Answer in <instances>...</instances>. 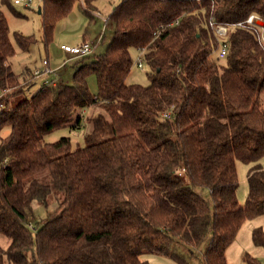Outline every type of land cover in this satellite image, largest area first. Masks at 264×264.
<instances>
[{
	"label": "trees",
	"instance_id": "obj_1",
	"mask_svg": "<svg viewBox=\"0 0 264 264\" xmlns=\"http://www.w3.org/2000/svg\"><path fill=\"white\" fill-rule=\"evenodd\" d=\"M96 1L42 0L47 58L57 23L78 4L94 19ZM251 15L264 21V0H122L108 16L105 52L79 66L72 84H44L28 99L11 60L15 45L29 52L37 40L12 34L0 10V136L9 129L0 137V235L9 241L0 264H150L146 251L190 264L210 233L203 264H228L244 223L264 213V43L245 23ZM211 25L228 27L225 63ZM132 50L151 70L145 86L127 84ZM86 108L99 113L84 147L43 141ZM238 161L253 165L245 205ZM44 172L48 183L35 178ZM52 200L57 209L33 225L34 202ZM253 241L264 248L262 229Z\"/></svg>",
	"mask_w": 264,
	"mask_h": 264
},
{
	"label": "rangeland",
	"instance_id": "obj_2",
	"mask_svg": "<svg viewBox=\"0 0 264 264\" xmlns=\"http://www.w3.org/2000/svg\"><path fill=\"white\" fill-rule=\"evenodd\" d=\"M8 1L12 3V7L17 14L20 13L25 16L17 17L15 13H13L8 7L4 5V0H0V10L5 13L8 19L11 33H20L25 36H32L35 38V40H37V43L33 44L30 47L29 52H24L17 45H15L16 54L11 60L14 68L17 69L19 66H27L35 60L41 62V60L47 57L45 46L42 43V16L38 13V9L41 7L42 0H33L34 3L32 8H26L23 5H15V0ZM121 1L122 0H97L96 6L98 8V11L93 12V14H95L94 19H90L89 17H87L85 12L80 9L78 4L72 11V13L77 14L78 20L76 22L72 20L73 18H70V15L72 14L71 13L67 18L57 23L54 32V42L49 47L48 55L51 60L54 58V44H57V47L62 45L77 46L83 43L85 40L91 41L93 46L97 47L94 50V55L86 58L83 61L74 62L72 63V65L65 66L60 72L57 73V75L60 76L59 80H57V75H55V77L49 79V82L58 83L62 78L63 80H65V83L67 85L72 84L73 76L79 66L85 63L92 62L96 57L105 52V49L111 43L113 35V24L110 21L104 23L101 20L97 19V17L104 16L100 18L109 19L108 16L112 13L113 8L117 6ZM89 37L91 40H89ZM102 37H104V40H101ZM217 56V53H214L212 58L218 60ZM132 57L134 60V65L132 67L129 78L127 79V84H139L144 86L149 84V75L151 73V70L143 59V53L141 54L140 50H132ZM138 59L142 61V70L137 66ZM219 62L225 63L224 60H221ZM39 80L40 81L34 83L33 86L25 87L26 92L23 97L31 99L41 89V87L45 84V81L44 79ZM59 84L62 83L59 82ZM88 86L92 94L95 95L98 93L99 88L95 75L89 77ZM98 113L99 109L96 108H86L81 112L76 113L74 115V122L69 127L60 128L53 131L52 133L46 135L43 141L46 143H54L63 137H68L71 139L73 149L84 147L86 145V135L92 128L89 119ZM78 115H81L82 118L80 128L76 129L71 126L75 125L76 121L78 120ZM8 134L9 129H6L1 133L0 137H6ZM236 164L238 172L237 197L239 204L245 205L249 193L248 175L253 165L245 164L240 161H238ZM259 164L264 168V157L259 161ZM35 178L45 183H48L50 181L49 172H44ZM29 183L30 180H27L25 182V185L27 186ZM198 192L206 200H211L210 193L207 190L198 189ZM54 201L55 200H52L50 202V206L48 208H45L34 202L33 216L31 217L30 222L34 225L37 221L45 219L48 213L57 209V204ZM256 229H262L264 231V213L253 219H249L244 223L235 240L226 251L228 264H249L246 259L247 256L257 259L260 264H264V248L256 245L253 241V233ZM211 237L212 235L210 233L203 244L194 252L195 255L191 258L190 264H203V253L209 245ZM8 242V239L0 235V244L3 247H6L8 245ZM180 251L183 254H189V251L186 248L181 247ZM141 258L142 260L149 262L150 264H178L167 256L152 254L147 251L143 253Z\"/></svg>",
	"mask_w": 264,
	"mask_h": 264
},
{
	"label": "built area",
	"instance_id": "obj_3",
	"mask_svg": "<svg viewBox=\"0 0 264 264\" xmlns=\"http://www.w3.org/2000/svg\"><path fill=\"white\" fill-rule=\"evenodd\" d=\"M33 0H15V5H23L26 8H32L33 7ZM258 19H261L260 17L256 15H251L245 23L251 26H255L258 29H260L261 35H260V41L264 43V27L258 26L256 22H258ZM104 23L109 22L108 18H102ZM241 25V24H239ZM211 29L215 33L216 37L220 41L221 47L219 49V59L225 60L228 56V46H227V36H228V27L224 25H211ZM61 49L70 54L73 55L79 59H83L86 57H90L94 55V50L96 49L91 42H83L80 45L77 46H68V45H62ZM141 54L143 53L142 50ZM144 54V53H143ZM137 66L142 70L143 64L140 59L137 61ZM54 69L52 68V64L50 62V59H44L42 61V65L39 68H36L34 70V76L37 78H48L53 75ZM49 79L45 81V84H49ZM54 84V83H53ZM55 86V85H54ZM2 105H0V108Z\"/></svg>",
	"mask_w": 264,
	"mask_h": 264
},
{
	"label": "crops",
	"instance_id": "obj_4",
	"mask_svg": "<svg viewBox=\"0 0 264 264\" xmlns=\"http://www.w3.org/2000/svg\"><path fill=\"white\" fill-rule=\"evenodd\" d=\"M93 15H94V18H95V14H93ZM100 17H104V16H100ZM100 17H97V19H99V20H101L103 22L102 18H100ZM70 18H73L72 20L74 22H76L78 20V17H77L76 13H72L70 15ZM103 38L104 37H102L101 40ZM89 40H91L90 37H89ZM88 42H91V41H88ZM53 50H54V58L51 60V58H47L46 57V59H50V62L52 64V68L54 69L55 72L53 73L54 76L52 75V76H50L48 78H41V77L37 78V77L34 76V70L36 68L40 67V65H41V63H42V61L44 59L41 60V62H38V61L35 60L32 63L28 64L27 66H19L17 69L14 68V65L12 63L14 71L17 72V73L15 72V73L19 77V79L22 82V85L24 87L33 86L34 83H36L37 81H40L39 79H42V80L44 79V81H46L47 79H52V77H55V75H57V73L60 72L65 66L72 65V63H74V62L82 61V59H79V58H77V57H75L73 55H70V54L64 52L61 49V46L57 47V44L53 45ZM57 78H58L57 80H59L60 76L57 75ZM61 81H59V82L62 83V84H66L65 80H63L62 78H61ZM59 82L58 83H54V85H60ZM42 84H43V82H42Z\"/></svg>",
	"mask_w": 264,
	"mask_h": 264
},
{
	"label": "water",
	"instance_id": "obj_5",
	"mask_svg": "<svg viewBox=\"0 0 264 264\" xmlns=\"http://www.w3.org/2000/svg\"><path fill=\"white\" fill-rule=\"evenodd\" d=\"M38 13H39V14L42 13V9H41V8L38 9ZM256 24H257L258 26L264 27V21H263L262 19H258V22H256Z\"/></svg>",
	"mask_w": 264,
	"mask_h": 264
}]
</instances>
